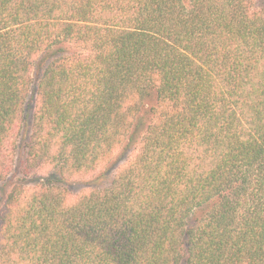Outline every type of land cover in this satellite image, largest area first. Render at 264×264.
<instances>
[{"label":"trees","instance_id":"trees-1","mask_svg":"<svg viewBox=\"0 0 264 264\" xmlns=\"http://www.w3.org/2000/svg\"><path fill=\"white\" fill-rule=\"evenodd\" d=\"M32 94L0 264H264V0H0L2 182Z\"/></svg>","mask_w":264,"mask_h":264},{"label":"rangeland","instance_id":"rangeland-1","mask_svg":"<svg viewBox=\"0 0 264 264\" xmlns=\"http://www.w3.org/2000/svg\"><path fill=\"white\" fill-rule=\"evenodd\" d=\"M35 78V75H34ZM33 108H34V97L33 94L31 95V97L28 100V103L26 104L25 107V111H24V118L25 121L22 125L21 128V136L18 142V148H17V157H18V162L17 164L14 165L13 171L11 172V174L9 175V177L7 178V180L5 181H0V205L3 201V198L6 195V192L9 190L10 186L13 183H16L18 181H22L23 183H28V184H32L38 181L39 177H41L39 174H41V172H29L28 175L26 176V180L24 178L23 173H21V167L19 165V162L22 161L23 156H24V143H25V139L27 138L29 131H30V127H31V123H32V115H33ZM77 189V188H75ZM194 217H201V211L197 212L195 214V216H193L192 218H190L188 225H191L193 223Z\"/></svg>","mask_w":264,"mask_h":264}]
</instances>
